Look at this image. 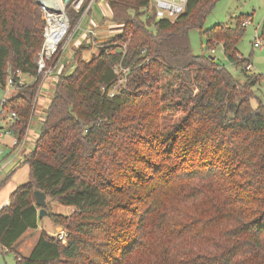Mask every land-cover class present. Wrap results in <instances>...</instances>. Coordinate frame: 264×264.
Here are the masks:
<instances>
[{"label":"trees","instance_id":"1","mask_svg":"<svg viewBox=\"0 0 264 264\" xmlns=\"http://www.w3.org/2000/svg\"><path fill=\"white\" fill-rule=\"evenodd\" d=\"M217 1L188 0L175 19H158L151 0H109L121 34L90 61L81 45L74 70L60 72L23 159L29 180L0 210V249L16 264H264V104L252 103L262 75L238 50L248 17L203 31L211 50L221 43L241 68L243 83L190 44L189 31ZM67 9L71 35L83 10ZM44 28L37 0H0V86L18 82V71L34 78L8 99L20 140L40 86ZM117 65L129 73L111 97ZM36 190L74 211L49 213L66 242L42 230L24 255L16 244L39 228Z\"/></svg>","mask_w":264,"mask_h":264},{"label":"rangeland","instance_id":"2","mask_svg":"<svg viewBox=\"0 0 264 264\" xmlns=\"http://www.w3.org/2000/svg\"><path fill=\"white\" fill-rule=\"evenodd\" d=\"M95 7V6H94ZM149 12L154 14V3L153 0L150 3ZM247 18L250 21V24L246 27V32L243 39L238 44V50L241 55L245 58H249L251 61V70L253 73L262 75V80L260 84L255 88L256 98L253 100V105L256 107L259 103L264 104V46L260 48H254L253 42L255 41L256 31L263 36L264 39V0H218L207 16L204 21L202 28H193L189 31V38L192 52L195 55L201 54H213L217 61L225 65L233 74L234 76L240 81H245V76L241 71L240 67L235 66L234 64L230 63L224 53L223 45L221 43L214 44L215 53H212L210 49V45H208V40L206 35L203 33L204 30L210 29L215 25L218 24H226L229 26H233L236 24L238 18ZM83 19V18H82ZM86 17L73 28L71 35H69L63 42L61 52L58 56H56V62L54 63L57 65L53 75L58 79L60 74V68L62 66L69 67L68 72H72L75 67V52L80 47L77 44V38L81 34L83 28L86 26ZM112 27V30L109 32L110 39L114 36L121 34L123 30V26L119 23H115ZM108 39L104 43H97L99 45V49L97 45L94 44H85L84 45V59L86 61L92 60L98 53V50H101V47L107 45L109 42ZM91 49H88L89 46ZM77 46V47H76ZM212 47V46H211ZM87 51V52H86ZM90 51V53L88 52ZM91 52H95L92 54ZM59 66V67H58ZM129 73V72H128ZM127 73V74H128ZM21 79L24 81V84L31 83V78L28 75H22ZM40 86H43L44 82L42 78H40ZM56 83V81H54ZM43 83V84H42ZM48 83V81H46ZM126 83H127V75H126ZM49 84V83H48ZM47 84V85H48ZM41 89L39 94V90L34 99L35 106L37 108L35 112L32 114L29 122V128L27 129L26 133L28 132V137L32 139V141L27 140L26 149H33L34 142L37 140V136L39 137L41 133V129L43 126V122L45 120L47 114V108L49 105L50 100L54 94L55 84H52L51 87ZM39 86V88H40ZM126 84L124 85V87ZM16 89V90H15ZM14 91H17L19 88H15ZM8 94V88H3L0 86V133H3V136H0V163H6L9 158L13 154L12 144L16 138V135L13 131L9 132V125L10 121L5 117L6 115L9 117L11 109L7 106L5 107V113L1 114L2 104L1 102ZM180 117V114H176L172 117V120H177ZM9 123V124H8ZM10 169H12L11 165H9L5 172L0 175V178L7 173ZM21 170H23L22 174H26L27 167L24 166ZM20 174V173H19ZM48 214L44 216L39 224V228L32 230V239L36 240L38 238L39 232L41 230H46L51 232L53 236H57V234L61 231H64L66 234L68 233L65 227L58 226L53 223V221L49 217V213H60L64 215H71L74 211V208L71 206H65L55 201H51L48 199L47 208ZM36 242V241H34ZM24 255H29L31 252L30 247L23 246L22 248ZM0 264H16V258L14 252H8L5 250L0 249Z\"/></svg>","mask_w":264,"mask_h":264},{"label":"built area","instance_id":"3","mask_svg":"<svg viewBox=\"0 0 264 264\" xmlns=\"http://www.w3.org/2000/svg\"><path fill=\"white\" fill-rule=\"evenodd\" d=\"M42 7L43 19L45 21L44 28V42L42 49L38 55L37 66H38V77L42 78L45 83L47 80L51 79L52 81H56V77L53 75L57 65L53 63L49 64L58 51H60V47L62 48V44L64 40L70 35L69 30L71 27L70 17L68 15L67 4L64 0H37ZM100 1L107 0H89L88 4H86V0H70V6L77 12L83 10L82 17L79 21L81 22L82 18L85 17L89 11L91 10L94 3H98ZM152 1V0H151ZM154 3V11L155 16L158 19H175L183 12H185L188 0H153ZM78 23V25H79ZM250 24V21L247 20L243 22V25L247 27ZM91 36L95 35V30H88ZM217 43L216 41L214 42ZM218 44V43H217ZM264 46L263 36L256 31L255 41L253 42L254 48H260ZM212 53H215V48H213ZM251 65L249 68L251 69ZM115 70L118 73L117 83L111 87L109 90V95L112 97L115 94L119 93V90L124 87L126 84V75L129 72L128 68H123L121 65H117ZM19 76V81L16 82L13 77H9L7 80V84L5 88H8V94L5 96L2 104L1 114L5 113V107H7L8 99L11 96V92L17 87V84H24V81L21 79L23 75L21 72H17ZM43 84V83H42ZM41 88V86H40ZM39 88V89H40ZM10 122L17 118V114L15 111L10 112V116H5ZM8 123V124H9ZM10 126V125H9ZM12 131L9 127V132ZM0 136H3V133H0ZM28 132L25 137L20 140L17 136L12 144L13 154L9 158V160L1 164L0 163V175L5 172L6 168L13 163L17 158L24 159L25 155L28 153L25 148V142L27 140ZM57 237L66 242L67 234L64 231H61L57 234Z\"/></svg>","mask_w":264,"mask_h":264},{"label":"crops","instance_id":"4","mask_svg":"<svg viewBox=\"0 0 264 264\" xmlns=\"http://www.w3.org/2000/svg\"><path fill=\"white\" fill-rule=\"evenodd\" d=\"M85 17L87 19L86 20L87 23H86V26L83 28L81 34L77 38V42H78L77 44H79V46L85 45V44H90V45L94 44V45H97V47L99 49V45L97 43H104L105 41L110 39L109 32L112 30V27L115 25L112 23V20H111L112 12H111V8L109 6V0L94 3L91 10L89 11V13ZM85 17H83V19ZM90 29L95 30L94 36H91L89 34L88 30H90ZM91 47L89 46L88 49H91ZM88 52L90 53V51H88ZM99 52H100V50H98L97 55L99 54ZM91 53L94 54L95 52H91ZM64 67L65 66L59 67L60 68L59 70L62 71L64 69ZM30 78H31V82H33L34 78L33 77H30ZM47 81L49 84L45 82L43 84V86H41V88L39 90V94L41 92V89L44 88L45 85L48 84L45 88H47V87L49 88V87H51L52 84H55V82L52 81L51 79H49ZM50 102H51V100H50ZM50 102H49V104H50ZM48 107H49V105H48ZM36 108H37V105L35 106L34 112H35ZM37 138H38V136H37ZM28 139H29V141H32V139H30L27 136V140ZM27 140H26L25 145H24L25 148H26ZM36 141L34 142V144H32L34 146V148H35ZM33 149H28L27 152H30ZM23 161L24 160L21 157L17 158L15 161H13L12 164H10L12 169H10L7 173H5L0 178V183L2 181H4V184L0 187V210L10 203V196L17 189V187L26 183L29 180L30 167H29V165L24 164ZM24 166L27 167V172H26V174L23 175L22 174L23 170H21V169ZM41 220L42 219H39V224L41 223ZM32 230H35V229L28 230L21 237V239L18 241V243L16 244V247L18 248V250L22 254H23V251H22L23 246H25V247L28 246L32 250L33 246L35 245V243L37 242V240L41 234V232H39L38 238L36 237V240H33L32 239V237H33ZM48 233H50L52 235L51 232H48ZM34 241H36V242H34Z\"/></svg>","mask_w":264,"mask_h":264},{"label":"water","instance_id":"5","mask_svg":"<svg viewBox=\"0 0 264 264\" xmlns=\"http://www.w3.org/2000/svg\"><path fill=\"white\" fill-rule=\"evenodd\" d=\"M65 3H69L70 0H64ZM35 199H36V205L40 208L39 211V218L42 219L44 216L48 214V211L46 210L45 206L48 202V196L45 192H42L40 190L35 191Z\"/></svg>","mask_w":264,"mask_h":264},{"label":"bare ground","instance_id":"6","mask_svg":"<svg viewBox=\"0 0 264 264\" xmlns=\"http://www.w3.org/2000/svg\"><path fill=\"white\" fill-rule=\"evenodd\" d=\"M59 1V3H60V0H58Z\"/></svg>","mask_w":264,"mask_h":264}]
</instances>
